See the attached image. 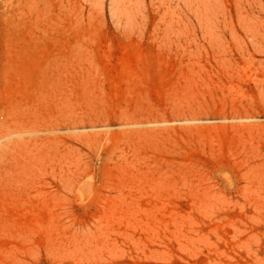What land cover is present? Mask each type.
<instances>
[{
	"label": "rangeland",
	"instance_id": "1",
	"mask_svg": "<svg viewBox=\"0 0 264 264\" xmlns=\"http://www.w3.org/2000/svg\"><path fill=\"white\" fill-rule=\"evenodd\" d=\"M0 264H264V0H0Z\"/></svg>",
	"mask_w": 264,
	"mask_h": 264
},
{
	"label": "bare ground",
	"instance_id": "2",
	"mask_svg": "<svg viewBox=\"0 0 264 264\" xmlns=\"http://www.w3.org/2000/svg\"><path fill=\"white\" fill-rule=\"evenodd\" d=\"M30 120H18L16 121V130L18 133H31L36 130L35 125ZM16 152V151H15Z\"/></svg>",
	"mask_w": 264,
	"mask_h": 264
}]
</instances>
